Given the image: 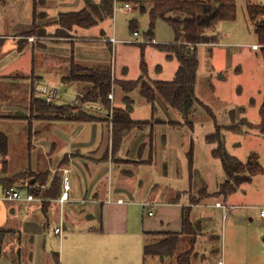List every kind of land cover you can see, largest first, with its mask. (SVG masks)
I'll list each match as a JSON object with an SVG mask.
<instances>
[{
  "label": "crops",
  "instance_id": "1",
  "mask_svg": "<svg viewBox=\"0 0 264 264\" xmlns=\"http://www.w3.org/2000/svg\"><path fill=\"white\" fill-rule=\"evenodd\" d=\"M46 2L47 7L49 6L48 12L38 15L36 0H18L15 3L18 17L17 20L14 19L12 31H6V24L0 18V105L9 109L0 113V121L19 124L25 130L28 127L25 141L28 160L19 166L14 163L9 135L1 131L8 137V145L4 154L0 153V186H2L0 228L4 229V233L2 232L4 238L0 241V264H56L57 262L60 264V261L62 264H117L120 247L132 264H145L147 256L144 253V245L147 238L155 231L180 232L183 228L185 206H191L193 223L201 225L205 232L210 231L214 235V227L210 225L214 223L216 215L213 209L222 210L215 205L220 198L211 196L192 203L191 197L199 195L204 188L214 192L223 181L218 183L216 189L211 190L204 182L193 185V177L198 173L201 176V168L198 169L196 166L194 170L193 167V175L190 168L189 170L187 168L188 162L180 164V156H183L184 152L183 147H179L181 145L179 140L185 143V139L180 136V130L191 132V139L194 140L193 133L197 124L203 123V126L206 121L224 126L243 120L249 122L246 108L238 106L226 110L224 115L226 122L218 123L212 108L198 96L196 81V95L203 105L198 106L193 122L187 123L191 129L186 130L187 124L176 108L166 105L161 98H157L155 104H152L143 97L139 86L130 93L134 100L131 115L134 119L145 122L125 130L118 143L114 140L113 118L109 117V109L102 110L101 102L94 101L101 105L97 106L100 109L95 108L98 114L93 113L101 118L95 120L68 119L39 112V105L35 100L42 99V96L38 85L36 90H33L32 84L36 75L43 80L42 83L74 87L73 99L81 95L78 82L62 81V72L59 73V70L63 65L50 62L51 57L55 59L70 57L69 51L74 50L77 58L74 57L79 61L112 64V58L107 55L103 46H88V43L105 39L110 47L117 39L113 35L115 31L112 33L110 23V26H107L108 30L104 28L103 24L110 19L97 25L101 29L99 34L91 35L87 32L90 28L75 26L74 34L79 37L55 36L59 28L56 20L60 13L51 14V0ZM22 5L24 8L29 7L24 10L26 16H23ZM35 23L42 24L50 36L38 41L33 36L23 35ZM219 34V42L201 44L210 46L224 44L226 43L223 42L224 38L233 37L234 33L219 31ZM111 37L115 40H110ZM256 39L257 41L252 43V48L257 50L259 47H254L255 44H259L257 34ZM79 41L82 42L81 45L76 46ZM226 45L234 44L228 42ZM226 50L229 52L228 48ZM26 51L31 53L28 72H24L21 61ZM236 52L237 50L234 49L232 54ZM40 56L42 58L38 60ZM171 61H175L173 74H176L179 61L176 58ZM162 67L159 65L157 69L161 71ZM25 73L27 75L23 76ZM113 74L118 75L117 71L114 72V68ZM175 74L167 79H162L158 75L152 77L147 66L144 79L169 80L173 79ZM140 75L143 73L141 72ZM114 96L113 106L125 105L123 100L125 93L120 88H117ZM263 101L264 99L261 104ZM251 102L254 103L255 99L252 98ZM204 111L209 114V120L202 121V117L206 115ZM207 143L211 144L212 157L218 159L212 153L216 144ZM175 170L179 171L178 174H182L183 178L187 177L188 172L189 182L177 187L171 183L167 185L169 174H174ZM65 175L69 176L70 187L68 198L61 200V195L65 191ZM7 178L13 179L11 181L13 188L20 193L21 189H26L27 194L21 193V199H5L4 191L6 186H10L5 185L4 181ZM28 194L33 198L28 199ZM228 197L222 202L227 203ZM119 199L123 201L120 202ZM149 210H152V214ZM262 219L264 221V218ZM173 220L177 222V226L172 228ZM229 225L234 227L236 222L233 220ZM58 226L63 228L61 235L56 233ZM131 237L135 238V242L130 244L127 238ZM57 238L60 239L59 242ZM119 240L122 242L121 245H118ZM263 242L264 240L256 238L253 242L247 243L251 248L253 247L252 251L246 257L244 255L240 258L239 255L234 263L264 264ZM229 248L232 249L231 246ZM219 260H223L226 264L224 258Z\"/></svg>",
  "mask_w": 264,
  "mask_h": 264
},
{
  "label": "rangeland",
  "instance_id": "2",
  "mask_svg": "<svg viewBox=\"0 0 264 264\" xmlns=\"http://www.w3.org/2000/svg\"><path fill=\"white\" fill-rule=\"evenodd\" d=\"M17 1L18 0H7L5 2L0 0V18L3 19L6 24V31H12L14 19L16 18L17 20L18 8L15 7V3ZM124 1L131 2L132 9H114L113 17L107 18L106 20L110 19V21L103 24L105 30H108L107 26H110L111 24L112 33L115 31L113 35L117 39L113 44H111L112 48L111 46L109 47V43L104 41L105 39L89 41L91 43H88V46H103L106 49L107 55L112 58V72L114 68V72L117 71L118 75H121L123 72L122 68L126 66L128 69L124 75L127 78H136L142 72L141 48L136 43L149 42V40L145 37V34L151 28L149 16L151 0H121L116 6H122ZM246 1L247 0H237L236 20H224L217 25L215 30L218 31V33L219 31L233 32V37H225L223 42L226 43L224 44L222 43L215 46L201 44L198 46L199 69L197 93L198 96L212 108L213 112L217 116L216 121L218 123L226 122L224 116L226 110L238 106L246 108V115L249 122H235V124L240 128V132L235 133L234 131H227L224 125L218 124V126L221 127V131L226 133V146L231 153L242 160H247L252 153H256L258 155L257 160L261 164V167L254 175L252 181L241 185L236 192L229 195L227 204L237 203L240 205L238 208L228 211L225 218L223 217L222 210L218 211V209H213L216 215L214 216V223H211L210 226L214 227V235L210 233V231L205 232L203 227H196L197 233L182 237L183 239L181 240L175 255L167 256L165 258H161L157 255H148L145 264H179L177 261V255L184 254L186 252L188 253L186 258L189 260L190 264H217L219 258H224L226 264H236L234 262L239 258V255L240 258L244 255L246 257L252 251L253 247L251 248V246L247 243L253 242L256 238L261 241L264 240V221L260 217L259 208L264 205V133H262L257 127V123L260 120L259 107L264 99V61L259 55L260 46L257 50L252 48V43L256 42L257 39L254 27L248 16ZM250 1L252 3H264V0ZM36 3L37 10L39 12L38 15H43V13L46 14L45 11L48 12L49 6L47 7L46 0H36ZM50 5L52 6L51 14H55V12L60 13L59 11L82 9L85 5V0H51ZM143 5L147 8L146 11L142 9ZM28 8L29 7L27 6L24 8V5H22L23 16L27 15L24 10L26 11ZM22 19H24V17H22ZM133 21H135L140 36L134 35V31L131 27V22ZM49 28L51 27L49 26ZM74 30V28L72 30H66L68 33L67 35H69L66 38L77 36V34H74ZM100 31L101 29L98 26L91 27L89 30L87 29L88 34L91 35L96 33L99 34ZM37 32L38 33L34 35H23L33 36V38L38 41L50 36L42 24L37 25ZM154 33L155 39L153 42L156 43H169L175 41L176 39V32L173 26L164 19H157L154 27ZM137 37L142 38L143 41H134ZM228 42H232L234 45L227 46L226 44ZM81 43L82 42L80 41L79 43L77 42L76 46L81 45ZM226 48L229 49V52H227ZM234 49H236L237 52L233 55L232 52ZM68 56H75L77 58V54L74 50H70ZM64 57H60V59L51 57L49 60L50 62H55L57 65H63L59 70V73L62 72V75L68 72L69 68V57ZM144 57L150 76L153 77L158 75V77L162 79H167L173 77L175 74H173V72H175V63L173 62L175 61L167 59L164 51L156 48L154 44H147ZM41 58L42 57L40 56L38 60ZM21 61L23 63L22 67L24 72H28V64L31 61V53L26 51L22 55ZM159 65L163 66L161 71L157 69V66ZM26 75L27 73L23 76ZM33 79L35 80L36 85L41 84L43 81L38 75L34 76ZM80 86H90V84L80 82ZM117 88L119 87L114 85L111 92L115 94ZM58 89L60 99H58V102L55 104L63 105L65 107L73 106L75 108V112L83 109L91 113L98 114V112L95 111V108L97 107H86L79 104L77 100L72 101L75 96L74 87L59 85ZM80 91L82 90L80 89ZM114 98H111V107H113ZM252 98L255 99L254 103L251 102ZM59 108L61 107L57 108L55 106L52 108H45L44 106H38V111L57 116L60 115L62 110H64ZM8 110L9 109L0 105V113L7 112ZM102 110H107L106 106H102ZM204 112L206 113V111ZM208 115L209 114L206 113V115L202 117L203 119L200 117L199 119H202V121L206 119L209 120ZM196 122L199 121L196 120ZM202 124L203 123H200V125L197 124L193 133L195 143V163L193 167L194 170L196 166L198 169L201 168V176L199 173L194 175V171H192L194 175L193 185H199L201 182H204L211 190L217 188L218 183L225 179L226 174L222 168L220 160L212 157L210 152L211 144H208L204 140V136L206 134L215 131L216 125L209 121H206L203 126ZM22 127L23 126L19 124L15 125L10 121H0V131L5 132L10 137L11 150L13 151L12 153L16 166H19L28 160V151L25 149L28 127L26 130ZM185 128L186 130L191 129L189 124H187ZM43 133H45V131H43ZM164 133H166V131ZM180 136L182 139H185V143L183 140H179V144L182 145H179V147H183L182 150L184 152L183 156H180V164L183 165L184 162H188L187 168L189 170L190 165L187 152L190 147L192 134L191 132L189 133L188 131L180 130ZM173 173L174 174H169V177L166 180L167 185L171 183L173 186L177 187L184 186L186 182H189L188 172L187 177L185 176L184 178L182 174H178L179 171L176 172L175 170ZM11 181H13V179L7 178L4 181L5 185L13 184ZM1 190L2 186H0V193ZM21 193L23 195L27 194L26 189H21ZM219 198V201L225 200V197L223 196H220ZM195 201H197V197H191V202L195 203ZM140 209L142 210L141 206ZM207 209L209 208L207 207ZM251 217H253V219H251ZM231 220L236 222L234 227L229 225L232 222ZM176 226L177 222L173 220L171 227L173 228ZM164 236L166 235H160V237ZM151 237L153 236L151 235ZM151 237L150 240H152ZM59 240L60 239L57 238L58 242ZM127 241L131 244L135 242V238H127ZM121 243V240H119L118 245H121ZM230 246L232 249L229 248ZM57 250L59 251V248H57ZM122 250V247L118 249L120 258L118 259L117 264H132L129 257L126 256ZM235 253L236 255H234ZM56 264H58V262ZM60 264H62L61 261Z\"/></svg>",
  "mask_w": 264,
  "mask_h": 264
},
{
  "label": "trees",
  "instance_id": "3",
  "mask_svg": "<svg viewBox=\"0 0 264 264\" xmlns=\"http://www.w3.org/2000/svg\"><path fill=\"white\" fill-rule=\"evenodd\" d=\"M144 11L147 10L145 5L142 6ZM247 12L254 31L257 34L260 45L259 55L264 61V3H252L247 0ZM114 15V0H85V6L80 10L60 12L56 22L59 28L55 36L67 37L66 30H72L75 26L82 28H91L99 25L107 18ZM151 28L146 32L145 37L149 40L147 43H136L141 48L142 54V73L136 79L127 78L124 74L127 67L122 68L121 75H114L112 66L109 62L79 61L74 56L69 57L68 72L61 76L65 83L76 81L79 84L80 96L84 100L101 101L107 109L111 108V98L109 96L113 86H118L125 96L123 97L125 105L113 106V135L114 140L118 143L125 130L132 127L140 126L145 121L136 120L132 117L134 100L130 93L137 87H141L142 95L149 102L155 104L157 98H161L166 105L176 108L183 116L187 123H192L195 112L199 105H203L196 95L195 86L197 73L199 69L198 45L201 43L219 42L220 34L215 31L217 25L224 21H234L237 18V1L236 0H151L149 8ZM35 21L37 19L34 14ZM157 19H164L170 23L175 32L176 39L169 43H156L154 27ZM34 21V22H35ZM132 30H138L135 21L131 22ZM45 32V31H44ZM37 25L33 24L32 28L26 31V35L37 34ZM219 34V36H218ZM152 43L161 51L166 53V58L171 60L176 58L179 61V67L173 79L169 80H149L144 79L147 72V63L145 61V48L147 44ZM80 82L89 83L90 86H80ZM33 90H36V82L33 79ZM39 106L45 108L61 107L60 117L79 120H95L101 117L93 113L80 109L75 112L73 106H63L45 102L43 99L35 100ZM34 102V100H33ZM64 107V108H63ZM59 108V109H61ZM210 111V110H209ZM211 112V111H210ZM261 120L257 124L259 130L264 133V101L260 106ZM212 113V112H211ZM244 121V120H243ZM246 122V121H244ZM225 129L241 131L234 123L224 126ZM209 143L216 145L212 149L213 155L220 159L226 178L220 184L219 189L210 192L204 188L197 195L199 202L206 197L223 196L225 199L236 192L238 188L250 181L259 171L261 164L257 160V154L252 153L247 160H242L231 153L226 146V136L221 127L216 125L215 131L205 137ZM8 145V137L0 131V153L4 154ZM194 140L191 139L188 150L190 170L194 166ZM6 186V188H10ZM193 197V196H192ZM194 203V202H192ZM191 206L183 208V228L180 232H152V240L147 238L144 245L145 256L157 255L161 258L175 255L182 237L197 233L196 225L191 219ZM4 229L0 228V241L3 240ZM160 235H166L160 237ZM159 237V238H158ZM188 253L177 255L179 264H190L186 258Z\"/></svg>",
  "mask_w": 264,
  "mask_h": 264
},
{
  "label": "built area",
  "instance_id": "4",
  "mask_svg": "<svg viewBox=\"0 0 264 264\" xmlns=\"http://www.w3.org/2000/svg\"><path fill=\"white\" fill-rule=\"evenodd\" d=\"M121 0H114V9L116 8H120V9H124V10H130L132 9V4L129 1H124L123 5L120 7H117L116 5L118 4V2H120ZM134 35L136 36H140V33L138 30L134 31ZM110 40L114 41L115 38L111 37ZM134 41L136 42H142V38L137 37ZM259 44H255L254 47H259ZM38 89L39 92L42 96V99L47 102V103H51V104H55L58 102V99H60V93H59V89L57 85L54 84H50V83H41L38 85ZM109 96L113 99L114 98V94L112 92H110ZM77 100L79 102V104L84 105L86 107H97V106H103L101 101V105L94 103V101L91 100H84L82 96H79L75 99H73L72 101ZM98 109H100L99 107H97ZM109 117L113 118V107H111L109 109ZM70 185H69V176L65 175L64 177V189L65 191L63 192V194L61 195V200L67 199L68 198V189H69ZM4 198L7 200H15V199H21V193L19 192V190H17L16 188L10 187V188H6L4 191ZM28 199H32V195L28 194L27 195ZM120 202L123 201V199H119ZM215 205L217 207L222 208L223 210V217L225 218L228 211L235 209L238 207L237 204H227L226 202H222V201H218L215 203ZM260 208V216L262 218H264V205H262ZM149 213L152 214V210H149ZM63 228L62 226H58L56 228V233H58L59 235L62 234ZM217 264H224L223 260H219L217 262Z\"/></svg>",
  "mask_w": 264,
  "mask_h": 264
}]
</instances>
